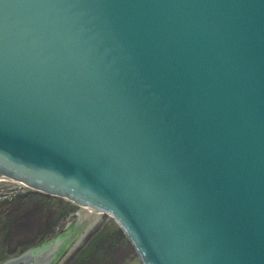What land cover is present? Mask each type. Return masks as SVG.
Instances as JSON below:
<instances>
[{
  "label": "water",
  "instance_id": "obj_1",
  "mask_svg": "<svg viewBox=\"0 0 264 264\" xmlns=\"http://www.w3.org/2000/svg\"><path fill=\"white\" fill-rule=\"evenodd\" d=\"M0 185L81 205L0 264H264V0H0Z\"/></svg>",
  "mask_w": 264,
  "mask_h": 264
},
{
  "label": "rangeland",
  "instance_id": "obj_2",
  "mask_svg": "<svg viewBox=\"0 0 264 264\" xmlns=\"http://www.w3.org/2000/svg\"><path fill=\"white\" fill-rule=\"evenodd\" d=\"M81 207L26 186L0 185V247L16 242ZM67 264H139L114 223L105 216Z\"/></svg>",
  "mask_w": 264,
  "mask_h": 264
}]
</instances>
